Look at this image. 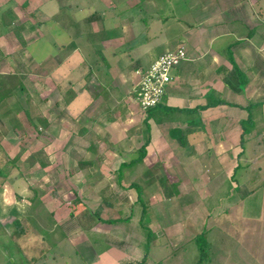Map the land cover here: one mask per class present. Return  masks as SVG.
Returning <instances> with one entry per match:
<instances>
[{"label": "crops", "instance_id": "obj_1", "mask_svg": "<svg viewBox=\"0 0 264 264\" xmlns=\"http://www.w3.org/2000/svg\"><path fill=\"white\" fill-rule=\"evenodd\" d=\"M103 1L114 5L115 10L121 0ZM136 1L140 7L149 5L141 9L147 13L164 8L177 11L176 22L191 13L197 15L198 21L186 28H180L177 22L175 35L166 38L157 32L150 39L146 36L150 22L142 17H123L126 10L121 8L125 4L112 13V22L107 24L109 18L103 14L88 21L99 13L92 5L78 20L71 17L74 22L71 20L66 29L69 36L75 33L73 42L78 48L67 58L51 51L43 60L47 77L58 87L60 96L57 114L48 110L50 122L52 114L58 119L59 135L52 134L53 139L66 148L60 150V161L77 163L67 167L70 170H65L66 177L91 179L93 184L86 189L97 190L98 182L94 180L100 173H106L99 171L106 163L114 168L107 170V174L112 176L117 172L118 180L130 178L133 173L134 178H142L139 173L154 171V175L149 174L145 179L146 189H151V193L162 194L170 187L177 195L186 188H197V194H205V188L215 186L217 175L224 174L230 180L239 168L251 166L256 173H244L234 183L231 195L239 193L244 198L256 195L263 211L264 180L254 187L248 183L252 176L259 179L262 169L257 156L264 157L261 136H264V0H191L189 4L183 0H166L168 4L162 6L154 0ZM192 1H197L199 7ZM232 2L230 8L225 6ZM51 6L50 2L49 11ZM56 16L55 12L48 17ZM77 24L79 27L74 30ZM97 34L101 35L97 38ZM83 40L93 52L91 61L85 56L86 47H79L83 46ZM179 45L185 46L187 59L172 70L163 103L150 112L148 119L135 95L140 72L159 55ZM56 75L62 76L63 81L55 78ZM66 88L74 93L69 91L65 96ZM43 121L48 133L54 122L50 124L45 116ZM244 127L249 132L245 147L241 142ZM259 140H262L260 145ZM86 143L90 144L93 159L85 160L90 165L83 167L75 150ZM134 163L145 166L133 167ZM95 164L98 169L93 172ZM219 183L226 185L223 180ZM261 214H254L253 218L259 220ZM94 230L93 234L99 232ZM114 250L112 253L102 250L93 256H102L103 261L115 254ZM117 254V264H121L122 256Z\"/></svg>", "mask_w": 264, "mask_h": 264}, {"label": "rangeland", "instance_id": "obj_2", "mask_svg": "<svg viewBox=\"0 0 264 264\" xmlns=\"http://www.w3.org/2000/svg\"><path fill=\"white\" fill-rule=\"evenodd\" d=\"M49 1L52 4L50 11ZM130 1L117 2L118 8L113 10L114 5H106L101 0H0V75L22 72L27 92L32 96L30 104L34 116H45L50 122L48 110L56 114L58 111V87L47 77L44 57L51 51L69 57L77 47L69 45L76 39L72 36L75 33L69 36L70 32L59 18L67 22L73 16L78 20L92 5L99 11L96 19L103 14L104 18H109L107 24L112 22V13L125 4L121 8L126 10L123 17H142L143 21L150 22L151 29L146 35L150 39L157 32L166 38L175 35L177 11L158 8L147 13L143 10L148 4L140 7L136 0ZM154 1L158 6L168 4L166 0ZM193 2L196 8L199 7L197 1ZM232 4L225 6L230 8ZM79 6L83 8L78 9ZM55 12L57 18L48 17ZM190 15L179 20L180 28L198 21L197 15ZM164 20L166 23L162 22ZM6 22L23 26L25 45L13 31H8ZM77 27L78 24L74 30ZM83 43L79 47H86V41ZM93 45L97 47L95 43ZM87 48L90 47L84 48L85 56L91 61L93 52ZM55 78L64 79L59 75ZM69 91L70 88H66L63 94L74 93ZM16 94L17 97L7 100L8 109L5 105L0 106V264H117L118 252L117 255L122 256L119 259L121 264L123 260L126 264H264V209L261 211L256 195L247 198L239 193L231 195L234 183L244 173H256L253 167L239 168L230 180H226L224 174L217 175L215 186L205 188V194H197V188H186L179 195L170 187L167 189L169 193H151L145 182L151 173L145 170L138 174L142 177L140 185L146 204V215L140 220L137 191L129 187L133 181H139L134 178L135 173H127L130 178L118 180L117 172L112 176L107 174V170L114 169L112 164L104 163L99 171L106 173H100L101 176L94 180V183L98 182V189L93 188V191L86 189L93 184L91 179L66 177L65 170H70L67 167L77 163L60 161V150L66 148L52 136L59 135L57 117L51 115L50 124L54 123L46 133L40 122L31 124L23 110L17 109L16 100L26 107L28 102L17 90ZM87 143L75 150L82 162L93 159ZM246 155L249 154L246 152ZM257 159L262 172L259 179L252 176L248 183L252 187L264 180V157L257 156ZM135 165L145 166L144 163L132 166ZM171 179L178 180L176 177ZM220 180L226 185H221ZM98 206H101L100 218L121 221L114 226L93 221L90 213H94ZM256 213L261 214L259 220L253 218ZM16 221L21 226L16 227ZM143 226L155 235L149 243ZM94 229L99 234H93ZM112 249H116L115 254L103 261L102 256H93L102 250L112 253Z\"/></svg>", "mask_w": 264, "mask_h": 264}, {"label": "trees", "instance_id": "obj_3", "mask_svg": "<svg viewBox=\"0 0 264 264\" xmlns=\"http://www.w3.org/2000/svg\"><path fill=\"white\" fill-rule=\"evenodd\" d=\"M92 19H96L95 15L94 16H90L88 21H91ZM58 20L63 23V26L69 27V22L72 20V18H68V22H66L65 19H62V20L58 19ZM64 22H66L67 25H64ZM6 27H7L8 31H13L15 33V36L19 39V41L22 44H24V45L26 44V40H25L24 35L22 33L23 32V26L22 25H16V24H13L12 22H6ZM69 45L71 47L72 46L75 47V43L74 42L70 43ZM176 48L170 49L168 51L175 50ZM235 71H236V73L238 75H240V70L236 69ZM231 73H233V72H231ZM24 79H25V77L23 76L22 72H15L14 74H11L9 76L0 75V106H4L5 105L6 106L5 108L8 109V107H7L8 105L6 104V102L10 98L17 97V94H16V90H17L18 93H20L21 95H24L26 97L25 101L28 102L27 103L28 106L26 107L24 105L22 106L20 104L19 100H16L17 109H19V111L23 110L27 120L31 124H35L38 121V122H40L43 125L44 124L43 118L40 117V116L39 117L38 116H34L32 114L33 113L32 109H31L32 105L30 104L32 96L27 92V89H26L25 84H24ZM162 100L156 106L150 107V108L144 110V112H146V114H147L146 118H148V119L150 118V112L154 108L162 105V103H163ZM166 109L168 110V107ZM248 121L251 122V118L250 117H248ZM245 129H246V127H244L243 135H242V138H241L242 139L241 142H242L244 147L246 145V141L249 139V137L247 138V136H248L247 134L249 132L245 131ZM256 136L258 137V134ZM256 136H254V137H256ZM261 136L264 139V136L263 135H261ZM261 143H262V140H259L258 144L260 145ZM17 158H18V156L16 157V159ZM42 164H44V163H42ZM89 165H90V162H83V163H81L80 166L86 167V166H89ZM137 179H139V181L138 182L133 181L130 184V186L133 187L137 191V195H138L137 202L140 205V220H141L146 215V204L144 203V200H143V197H142V192H143L142 189H143V187L140 185L141 178L138 177V178H136V180ZM100 212H101V206H98L94 213H90V214L93 215V221L94 220H96V221L99 220V221H103V222H106V223H116L118 221H121L120 219H103V218H100ZM129 219H131V217ZM127 220H128V218H127ZM15 224H16V227L21 226V223L18 222V221H16ZM143 227H144V229L147 230V239H148V243H149V242H151V239L155 237V235H154V233L152 234V231L149 228H147L146 226H143ZM21 230L22 229H20V231ZM197 238H198V235H197ZM146 245L148 246V244H146ZM122 263L126 264V260H123ZM142 263L143 262H141V264Z\"/></svg>", "mask_w": 264, "mask_h": 264}, {"label": "built area", "instance_id": "obj_4", "mask_svg": "<svg viewBox=\"0 0 264 264\" xmlns=\"http://www.w3.org/2000/svg\"><path fill=\"white\" fill-rule=\"evenodd\" d=\"M187 59L184 45L159 55L145 70L135 87L136 100L142 110L156 106L172 81V70Z\"/></svg>", "mask_w": 264, "mask_h": 264}]
</instances>
